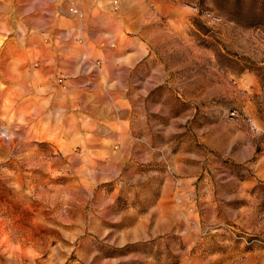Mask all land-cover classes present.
Masks as SVG:
<instances>
[{
  "label": "rangeland",
  "instance_id": "1",
  "mask_svg": "<svg viewBox=\"0 0 264 264\" xmlns=\"http://www.w3.org/2000/svg\"><path fill=\"white\" fill-rule=\"evenodd\" d=\"M18 2L0 0V264H264V0H152L138 43L42 34L59 62L23 79Z\"/></svg>",
  "mask_w": 264,
  "mask_h": 264
},
{
  "label": "crops",
  "instance_id": "2",
  "mask_svg": "<svg viewBox=\"0 0 264 264\" xmlns=\"http://www.w3.org/2000/svg\"><path fill=\"white\" fill-rule=\"evenodd\" d=\"M18 2L21 6L23 4L28 5L26 11H16L15 15L13 14L12 18L19 23L23 24L24 22L30 25V29L26 37H28L27 48L17 53L14 58L15 66L19 69L20 73L25 76V72L28 71V66L25 64L27 61L35 62V72L39 75L43 72V68L46 65H55L59 62L56 56V48L51 49H42V42L44 34L46 37L54 36L55 33L62 34L64 36H70L71 33L75 30L80 34L84 35L85 38H106V35H113L115 38L121 40L124 39V35L129 37H137V43L139 40L144 38L143 34L131 35L129 31H142L145 33V25L153 22L158 15L154 10H152V0H116L117 9L113 10V1L115 0H64L74 3L82 11V16L78 17L67 11L65 3L60 6L59 3L62 0H19ZM60 11V12H59ZM61 12L64 14L61 15ZM60 15V16H58ZM66 15L68 16L66 18ZM71 15V16H70ZM63 18L68 20V24L63 21ZM62 20V21H61ZM56 22H59V25L63 24L65 28L64 31H57ZM69 24H72L73 27H70ZM113 24L115 27V32H111L106 28L109 25ZM18 28V26H17ZM22 30V26H19ZM18 30V29H17ZM29 32L33 38L37 37L38 39H32L29 37ZM18 34V33H17ZM15 35L18 39L19 35ZM21 42H23V36L20 37ZM57 39V38H56ZM54 38L53 41L56 40ZM48 42V41H47ZM50 42V40H49ZM65 42V40H64ZM116 46L113 51L108 50L104 47H98V55L102 58L109 57L110 55H116V60H120L125 47L120 43H116ZM48 48V47H46ZM89 54L90 52L87 51ZM116 53V54H115ZM131 55H142L144 51L140 46L132 48L130 52ZM86 54V57H88ZM120 55V56H118ZM86 57H82L80 62H83ZM58 61V62H57ZM65 62V60H63ZM63 62V63H64ZM29 64V63H28ZM65 64V63H64ZM80 64V63H79ZM65 67L67 64L64 65ZM30 71H33L31 69Z\"/></svg>",
  "mask_w": 264,
  "mask_h": 264
},
{
  "label": "built area",
  "instance_id": "3",
  "mask_svg": "<svg viewBox=\"0 0 264 264\" xmlns=\"http://www.w3.org/2000/svg\"><path fill=\"white\" fill-rule=\"evenodd\" d=\"M69 10H70L72 13H74V14H78V15L81 14L80 11H79L76 7H74V6H71V7L69 8Z\"/></svg>",
  "mask_w": 264,
  "mask_h": 264
}]
</instances>
